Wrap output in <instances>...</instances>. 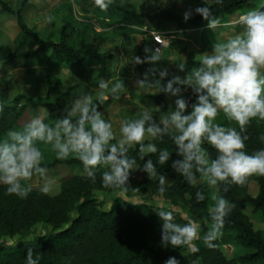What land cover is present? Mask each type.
Returning a JSON list of instances; mask_svg holds the SVG:
<instances>
[{
    "label": "clouds",
    "instance_id": "1",
    "mask_svg": "<svg viewBox=\"0 0 264 264\" xmlns=\"http://www.w3.org/2000/svg\"><path fill=\"white\" fill-rule=\"evenodd\" d=\"M204 4L195 8V13L203 16L213 30L220 20L213 16L206 0ZM191 17V10L185 12V21ZM239 23V32L214 41L211 52L197 56L199 67L186 77L175 76L165 84L163 81L168 76L165 70L159 73V78L153 73L156 79L151 82L149 75L137 81L138 90L144 94L164 93L176 97L175 107L167 113L159 106L141 104L136 110L138 118L122 119L117 133L111 118L106 119L100 110V105L109 97L120 99L125 87L121 80L111 78L98 82L95 95L89 91L75 96L65 108L66 114L54 123L46 122L50 114L45 116L39 108L22 126L0 136V186L7 195L26 198L32 191V179L46 178L48 173L41 145L54 152L58 160L77 158L82 167L75 174L92 182L103 168L100 183L112 190L127 187L130 172L139 168L155 179L163 192L169 182L158 166L171 160L174 171L188 185L207 187V197L203 190L196 191V202L207 198L213 203L203 235L197 222L179 223L174 211L164 207L156 210L161 220L162 246L192 253L198 251L196 241L210 249L216 247L214 241L235 207L221 191L227 192L231 185H244L252 176H264V147L251 154L246 150L247 126L253 119L264 120V11L249 10L240 17ZM160 60L159 48L147 57L148 63ZM135 62L144 61L136 58ZM184 67L180 64L182 71ZM187 88L196 95V103L189 105L182 96ZM155 113H159L158 118ZM220 113L235 126L218 123ZM166 137L175 146L173 151L167 147L158 149L155 141ZM259 140L264 144V134ZM205 145L215 150L214 158ZM133 149L135 155H130ZM173 152L178 159L172 160ZM49 190L47 183L41 188L43 193ZM25 260L26 264H39L32 248H28ZM165 264H179V261L170 257ZM190 264H199V258L191 259Z\"/></svg>",
    "mask_w": 264,
    "mask_h": 264
},
{
    "label": "trees",
    "instance_id": "2",
    "mask_svg": "<svg viewBox=\"0 0 264 264\" xmlns=\"http://www.w3.org/2000/svg\"><path fill=\"white\" fill-rule=\"evenodd\" d=\"M95 1L97 0H87ZM113 8L124 21L132 24H140L145 20L155 22L160 28L172 24L177 30L186 33L188 30H202L201 37L203 46L211 48L216 36L224 29L219 27L218 32L208 27V22L200 14H192L191 19L185 21L184 16L176 15L170 11H160L155 15H142L130 11L124 6L106 1L100 2ZM207 3V2H206ZM30 4V0H23L20 8L15 11L8 3L0 0L1 13L13 15L16 18L19 35L17 42L26 46L28 50H14L11 47L0 44V59L5 60L6 65H12L21 60H34L37 57L51 54L53 60L64 63L68 66L79 67L85 61H91L100 65V76L103 78L108 70L110 54L101 52L103 44L108 35L96 32L88 22L78 23L76 31L78 41H70L63 37L59 42L47 40L40 34L28 27L23 13ZM205 6L204 0H199V6ZM207 6L212 10L215 18L220 20L219 24H229L252 9L262 8L259 0H222L216 4ZM227 29V28H226ZM240 30V23L234 27ZM138 71L140 80L148 76L151 82L159 78L163 71L153 63L139 65ZM154 73V74H153ZM171 80L168 76L163 81ZM158 87V86H157ZM56 90V84L51 83L48 95ZM164 93L151 95L149 98L157 104L162 112L168 110V104ZM196 95L193 93L188 99L189 105L196 103ZM0 101L3 104L9 103V91L7 83L0 84ZM11 106H0V136L7 130L18 128L19 122L29 107L35 105L42 107L49 115L48 123H54L55 119L65 115V108L58 102L48 99H39L33 102L26 95H18ZM189 112L191 107H189ZM217 122L224 126H235L220 113ZM246 134L249 139L246 141V150L251 154L260 147H264L259 136L264 134V120L253 119L247 126ZM158 149L164 147L174 150L170 140L159 143ZM208 147L212 157H215V150ZM136 150L130 151L135 155ZM155 160V154L152 156ZM179 157L173 152L172 160ZM147 159V158H146ZM68 166H82L80 161L72 157L65 161H55L45 164L47 169H53L59 164ZM142 161L139 165H142ZM171 160L164 166H158L162 175L170 182L165 190H159L158 182L150 179L148 174L140 170L147 178L138 179L134 170L130 172L127 187L119 190H112L102 186L100 176L96 181L81 177L79 175L62 181L60 192L57 195L43 193L40 190L32 189L26 198H18L15 195H7L4 187L0 186V240L3 238L29 237L32 229L39 224L51 226L55 233L39 237L35 243H31L19 249H0V264H26L25 256L28 248L34 251V258L39 264H165L170 257H175L179 264H190L187 256V249L164 248L161 244V220L156 210L147 204H131L120 197L112 200L110 211H105L102 204L94 197L95 191H106L109 193H124L127 196L142 194H159L172 200L184 202L195 217L196 222L210 220L209 199L203 202H196L195 193L198 189L203 190L206 197L208 189L205 185L192 187L180 177L172 168ZM256 179L261 184L260 192L253 196L247 183ZM244 185H231L227 192L221 191L235 207L225 219L223 232L226 239L244 248L248 253L239 258L242 264L264 263V232L256 230L246 215L250 208L258 212L264 222V176H252ZM168 209V208H167ZM172 210V209H170ZM174 211V210H172ZM177 222L186 223L180 213L174 211ZM76 215V218L74 216ZM202 231V235H203ZM216 247L207 248L201 241L197 242L198 251L195 256L203 261V264H232L229 262L220 249L218 240L214 241Z\"/></svg>",
    "mask_w": 264,
    "mask_h": 264
},
{
    "label": "rangeland",
    "instance_id": "3",
    "mask_svg": "<svg viewBox=\"0 0 264 264\" xmlns=\"http://www.w3.org/2000/svg\"><path fill=\"white\" fill-rule=\"evenodd\" d=\"M2 1L8 3L13 10L17 11L23 0ZM101 1L115 3L128 8L132 12L146 16L155 15L160 11H170L176 15L184 16L185 12L189 10L193 14L195 8L199 6V0H99V3L87 0H30V4L23 13L24 19L29 28L47 40L59 42L63 37H67L70 41H78L76 28L78 23L82 22H88L94 31L108 35V39L101 48L102 53L111 55V59L108 61V70L103 78H99V64L85 61L79 67L68 66L53 60L51 54L37 57L34 60L17 61L12 65H6L5 60L0 59V84L6 82L9 91V103L3 104L0 101V106L14 105L13 100L18 95H26L33 102L39 99H48L49 101L58 102L66 108L77 95H82L89 91H92L93 95H95V88L100 80L110 78L112 80H121L125 84L120 93L121 98L113 99L109 97L108 100L100 105V110L104 113L105 118H111L118 133L122 119L138 118L136 110L139 105L158 106L150 100L149 97L152 94H144L137 87V81L140 80L138 67L143 63H148L147 57L155 51L153 35L161 34L164 38V44L161 47V60L153 64L158 65L163 71L166 70L170 79L175 76L186 77L192 69L199 67L197 56L212 50V47L203 46L202 30H188L184 33L181 30H177L172 24H167L166 27L160 28L151 20H145L140 24H132L130 21H124L110 6L104 7L100 3ZM206 2L209 5L218 3L217 0H206ZM259 2L264 9V0H259ZM239 20L237 18L233 19V22L229 24H218L214 29L215 32H218L219 27L224 30L216 36V40L226 39L231 34L239 32L241 29H234L239 24ZM18 35L19 29L15 16L0 12V44L11 47L14 50L30 49L17 42ZM136 58L144 62L137 64L135 62ZM180 64L185 65L183 71L180 68ZM51 83L56 84V90L49 96L48 91ZM192 94L193 91L190 88L182 91V96L187 101ZM175 99L176 97L166 95L168 110L164 113L175 107ZM39 108L42 109L45 116H48L44 108L32 105L20 120L19 127L35 114V111H38ZM154 115L157 118L159 117V113ZM168 140L166 137L163 141ZM163 141H155V143L158 145ZM41 150L44 155L43 163L45 164L65 161L58 160L54 152L50 151L47 146L41 145ZM80 167L82 166H68L61 163L53 169H48L46 178L34 177L31 181L32 189L41 191V188L47 183L50 185L48 194L57 195L60 192L62 181L76 176L75 171ZM103 171V168L100 169L97 172V176H100ZM134 174L138 179L147 178L138 169L134 170ZM166 186H170V182ZM247 188L253 196H257L260 192L261 184L253 178L247 183ZM94 197L102 204L105 211H110L112 200L120 197L131 204H147L154 208L164 207L172 209L180 213L184 219L196 222L195 217L184 202L172 200L159 194L137 193L127 196L124 193L95 191ZM209 201L212 206L213 202ZM246 215L256 230L264 232V222L258 212L250 208L246 211ZM74 218H76V215ZM197 223L200 225L202 235V231L207 230L208 223L207 221ZM52 233H55V231L51 226L39 224L32 229L29 237L16 236L14 238L1 239L0 249L24 248L31 243H35L39 237ZM217 240L222 253L229 262L242 264L239 258L246 255L248 253L247 250L233 243L232 240L226 239L223 232H221ZM197 242H195L196 247H198ZM195 253L190 251L187 253L190 260L196 258ZM199 264H203L201 259H199Z\"/></svg>",
    "mask_w": 264,
    "mask_h": 264
},
{
    "label": "built area",
    "instance_id": "4",
    "mask_svg": "<svg viewBox=\"0 0 264 264\" xmlns=\"http://www.w3.org/2000/svg\"><path fill=\"white\" fill-rule=\"evenodd\" d=\"M155 44H154V50H156L157 48L161 49V47L164 44V38L162 37L161 34H157V35H153Z\"/></svg>",
    "mask_w": 264,
    "mask_h": 264
}]
</instances>
